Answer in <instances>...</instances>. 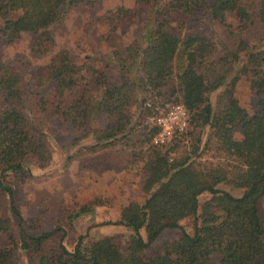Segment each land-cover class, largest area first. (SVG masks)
I'll return each mask as SVG.
<instances>
[{"label": "trees", "instance_id": "obj_1", "mask_svg": "<svg viewBox=\"0 0 264 264\" xmlns=\"http://www.w3.org/2000/svg\"><path fill=\"white\" fill-rule=\"evenodd\" d=\"M81 1L0 0V34L6 42L14 44L24 34H30L31 54L39 57L50 55L49 61L36 69L33 84L34 87H44L51 83L53 93L35 94L36 111L45 117L57 114L74 127H85L96 108L93 104L90 107L82 98L64 99L65 93L73 90L83 77L70 49L56 50L50 27L60 19L65 5ZM247 1L135 0V10L120 6L108 11L104 18L108 22H120L135 16L139 6L150 10L149 25L151 21L154 25L146 29L147 46L141 52L140 61L136 66L139 46L135 41L125 50L131 61L123 59L118 67L135 65L138 67L137 77L140 73L142 84L152 89L163 87L175 72L179 84V100L176 102L183 104L188 112L187 129L191 125L212 128L220 146L245 167L240 171L237 166L234 173L237 186L244 187L242 194L235 197L215 188L220 176L216 170L209 174L207 179L211 181L208 182L205 175L186 160L171 159L168 150L150 146L143 157L146 176L142 190L146 197L141 204L128 202L122 208L121 219L115 222L133 231L126 246L122 247L116 236H104L89 246L84 245V234L78 237L72 250H68L60 240V255L50 262L46 256L40 255L38 264H211L213 255L219 258L218 264H264V226L257 204L264 194V96L258 101L260 112L250 116L229 92L226 104L215 113L207 95L225 78L209 82L198 69V56L194 51L196 37H182L167 29L164 17L170 13L207 11L210 17L220 21L231 16L238 22H246L255 14L264 24V0H260L255 13L249 11ZM233 60L238 61V57ZM238 73L247 77L251 89L264 94V50H247ZM237 78L238 75L235 76ZM26 87L16 70L0 63V191L7 196L10 208L20 219V235L16 240L10 219L0 215V233L9 240L8 247L0 248V264H16L14 251L17 247L40 254L54 232L62 231L64 235L60 227L52 232L27 233L14 204L13 190L6 184L8 173L22 171L28 157L37 161L51 157L40 127L32 124L24 113ZM101 92L97 108L114 118L104 137L113 138L126 130L128 98L108 79L103 81ZM235 128L241 131L239 140L233 137ZM100 133L97 132V136ZM204 191L212 194V199L203 208L199 221L198 196ZM86 210H89L88 205L80 207L79 212ZM188 215L194 221L192 234L179 224V220ZM143 227L146 240L140 233ZM168 228H178L180 236L164 244L158 252L147 254L150 245Z\"/></svg>", "mask_w": 264, "mask_h": 264}, {"label": "rangeland", "instance_id": "obj_2", "mask_svg": "<svg viewBox=\"0 0 264 264\" xmlns=\"http://www.w3.org/2000/svg\"><path fill=\"white\" fill-rule=\"evenodd\" d=\"M259 2L247 1L249 11L257 12ZM120 6L135 10L136 3L135 0L70 2L61 9L60 19L50 27L56 50L70 49L83 77L73 90L65 93L64 99L82 98L90 107L93 104L96 108L85 127H74L57 114L45 117L36 111L35 94L53 93L51 83L44 87H34L33 84L36 69L45 65L50 55L39 57L31 54L30 34H24L14 44H8L0 34V63L16 70L27 85L24 113L32 124L40 127L51 155L46 161L28 157L22 171L8 173L6 184L13 190L14 204L27 233L52 232L57 227L64 230V235L62 231L54 232L40 254L17 247L14 251L16 264H38L40 255L46 256L50 262L60 255V240L68 250H72L78 237L84 234V245L89 246L104 236H116V241L125 247L133 231L115 222L121 219L122 208L128 202L141 204L146 197L142 190L146 176L143 157L150 146L168 150L171 159L186 160L196 171L203 173L205 179L216 170L220 175L215 184L217 189L235 197L244 190V187L237 186L234 173L237 166L240 171H244L245 167L220 146L208 125H191L182 133L176 132L163 144L153 143L157 132L155 117L170 104L178 103L179 84L174 72L163 87L152 89L142 84L140 73L137 77L138 67L135 65L118 67L123 59L131 61L126 57L125 50L135 41L139 46L137 66L141 52L147 46L146 29L154 25L152 21L149 25L151 12L145 6H139L135 16L120 22L104 19L108 11ZM164 17L167 29L182 37H196L194 51L198 56V69L207 80L217 82L220 77L225 78L207 95L215 113L224 107L229 92L250 116L259 113L258 101L264 94L251 89L247 77L238 73L247 50H264V24L257 16L253 14L246 22H238L231 16L220 21L210 17L207 11L170 13ZM235 56L238 61L233 60ZM106 79L123 90V95L128 98L126 130L113 138L104 137L114 122L113 116L97 108ZM97 132H101V137L97 136ZM233 137L236 140L242 138L239 128L233 130ZM211 199L212 194L207 191L198 196L199 221L203 208ZM257 204L264 226V194ZM87 205L89 210L79 212L80 207ZM0 215L10 219L11 231L18 240L19 216L13 213L7 196L1 191ZM179 224L186 232L193 233L192 216L180 219ZM140 233L146 240L145 227ZM179 236L178 228L164 229L150 245L147 254L158 252L164 244ZM8 246V237L0 233V248ZM218 262L219 258L213 255L211 264Z\"/></svg>", "mask_w": 264, "mask_h": 264}, {"label": "built area", "instance_id": "obj_3", "mask_svg": "<svg viewBox=\"0 0 264 264\" xmlns=\"http://www.w3.org/2000/svg\"><path fill=\"white\" fill-rule=\"evenodd\" d=\"M157 132L153 137L156 145L169 141L176 132L185 130L188 126V112L183 104H170L165 111L155 117Z\"/></svg>", "mask_w": 264, "mask_h": 264}]
</instances>
